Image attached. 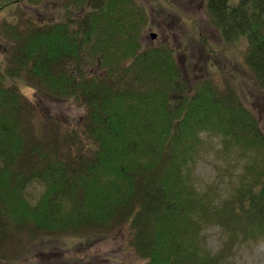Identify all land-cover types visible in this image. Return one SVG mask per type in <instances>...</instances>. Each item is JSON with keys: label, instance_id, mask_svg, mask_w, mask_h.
Masks as SVG:
<instances>
[{"label": "trees", "instance_id": "1", "mask_svg": "<svg viewBox=\"0 0 264 264\" xmlns=\"http://www.w3.org/2000/svg\"><path fill=\"white\" fill-rule=\"evenodd\" d=\"M21 1L0 0V9ZM42 2L43 12L55 8ZM205 2L223 49L204 42L216 58L193 83L166 39L146 42L152 13H168L141 0L63 1L56 19L11 29L0 72V264H18L8 245L22 233L130 227L146 264H226L229 245L205 248L210 225L229 242L264 236V116L247 99L264 102V0ZM24 84L82 115L36 130ZM205 132L243 161L225 200L196 187ZM34 183L43 186L36 202Z\"/></svg>", "mask_w": 264, "mask_h": 264}, {"label": "rangeland", "instance_id": "2", "mask_svg": "<svg viewBox=\"0 0 264 264\" xmlns=\"http://www.w3.org/2000/svg\"><path fill=\"white\" fill-rule=\"evenodd\" d=\"M42 1L25 0L0 9V72L8 68L6 58L12 49L11 29L27 26L32 22L56 19V8L60 3L68 0H51L55 8L51 5L52 11L47 12H43L45 3ZM141 1L152 12L156 8L165 9L168 13L165 16L156 14V11L152 13V23L157 27L148 32L146 42H153L150 32L158 34V41L166 39L176 48L180 66L191 82L197 77L208 74L205 70L206 61L209 57H216L205 49L204 42L206 46L212 45L217 50H222L223 45L219 42L218 34L209 22L205 8L206 0ZM220 57L222 61L232 60L233 54L230 51L229 56L224 54ZM212 74L213 76L219 75L213 70ZM220 76L223 78L221 74ZM29 85L24 84L22 91L24 96L35 105L32 125L36 130L44 131L45 126L48 125L47 122L51 119L56 125L54 116L56 119H61L64 127H67L82 115L83 111L77 107L76 103L68 101L59 105L45 96H40L41 94ZM244 98L246 99L245 94ZM247 99L249 104L264 116V102L256 96L251 99V96L247 95ZM254 100L256 102H253ZM49 127L54 126L49 125ZM203 139L204 145L194 167L196 187L209 196L207 199L225 200L231 194V189L234 188L242 172L243 161L231 153H228L230 154L228 156L223 152L221 137L205 132ZM28 191L29 198L36 202L43 191V186L34 183L29 186ZM131 232L130 227H122L82 236L68 233L50 237H33L22 233L17 240L9 243L8 248L17 253L18 264H146L130 242ZM203 237L205 248L209 252L219 253L225 245H229L226 264H264V236L250 240L238 238L236 241L229 242L230 237L222 227L210 225L204 231Z\"/></svg>", "mask_w": 264, "mask_h": 264}, {"label": "water", "instance_id": "3", "mask_svg": "<svg viewBox=\"0 0 264 264\" xmlns=\"http://www.w3.org/2000/svg\"><path fill=\"white\" fill-rule=\"evenodd\" d=\"M151 37H152V39H156L157 38V34L156 33H151Z\"/></svg>", "mask_w": 264, "mask_h": 264}]
</instances>
